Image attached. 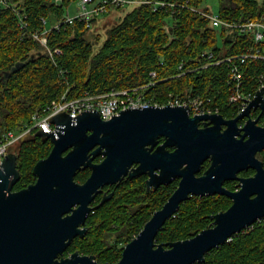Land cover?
Returning a JSON list of instances; mask_svg holds the SVG:
<instances>
[{
  "label": "trees",
  "instance_id": "16d2710c",
  "mask_svg": "<svg viewBox=\"0 0 264 264\" xmlns=\"http://www.w3.org/2000/svg\"><path fill=\"white\" fill-rule=\"evenodd\" d=\"M71 1L74 0L0 2V136L29 126L37 110L64 92L68 99H74L85 92L101 95L112 89L140 88L150 82V72L156 73L157 83L142 93L148 99L154 98L158 105L165 103L168 94L199 96L209 99V104L217 107L218 115L224 119L238 116L228 104V66L209 64L200 69L206 62L201 54L211 51L216 58L242 54L252 45L251 39L233 30L212 27L205 18L189 10L202 9L210 13L203 6L204 0H144L188 8L165 7L154 11L152 4H139L122 16L117 13L124 9H117L105 16L116 14L108 19L109 22L103 21L105 17H102L93 21L91 28L83 22H75L59 31L52 30L47 35V48H44L31 33L42 28L41 18H48L50 24L60 21L64 8ZM217 3V14L227 21H244L264 13V0H217ZM19 15L26 23L24 31L19 26ZM92 30L94 34L90 36ZM100 32L104 33V40L96 48ZM16 63L24 66L11 72ZM243 70L245 85L255 89L257 80L264 76V61L249 60ZM250 118L258 119V125H264V112L260 109L251 110ZM245 121L246 118L240 120L239 126ZM36 133L34 130L24 138L17 152L11 150L17 155L16 168L20 174L13 191L35 182L34 165L46 158L52 149L51 142ZM99 160L97 158L95 162ZM262 161L264 163V153ZM88 174L80 171L75 181L83 183ZM145 179L146 176L124 180L121 185L124 188L131 183L141 185L144 180L145 186ZM175 184L177 182L172 185ZM129 199L128 196L122 199V206L115 207L116 210L113 207L116 203L103 206L97 212L93 230L101 236L102 230L109 229L114 223L120 231L132 229L133 232L148 221V212L160 209L162 202L156 192L146 194L141 220L115 221L111 217L115 214H120V218L127 216ZM229 205L219 199H189L158 231L155 243L165 245L194 237L211 226L210 216L227 210ZM118 253L106 251L104 258L100 256L102 264L109 262L107 258H116ZM202 264H264V225L258 224L249 233L234 236L211 250Z\"/></svg>",
  "mask_w": 264,
  "mask_h": 264
},
{
  "label": "water",
  "instance_id": "95a60500",
  "mask_svg": "<svg viewBox=\"0 0 264 264\" xmlns=\"http://www.w3.org/2000/svg\"><path fill=\"white\" fill-rule=\"evenodd\" d=\"M23 66L16 63L11 72ZM256 109L264 112V87L230 120L217 114L190 117L185 107L171 106L128 108L110 120H102L95 111H85L75 120L67 114L53 117L55 133H36L48 139L52 149L34 165V183L12 190L20 178L14 152L0 164V264H97L92 256L78 253L58 257L82 234L78 228L100 189L142 175L147 177V190L156 191L176 179L178 187L116 264H202L207 253L264 217V165L256 158L264 151V126L250 118ZM99 156L101 161L93 163ZM206 160L210 166L197 177ZM85 169L90 175L78 184L74 178ZM249 169L255 171L252 177H237ZM231 180L240 182L238 192L222 187ZM216 194L229 197L232 204L210 216L212 227L183 241L155 243L158 231L189 197ZM110 198L104 197L101 204Z\"/></svg>",
  "mask_w": 264,
  "mask_h": 264
},
{
  "label": "built area",
  "instance_id": "2783aa9c",
  "mask_svg": "<svg viewBox=\"0 0 264 264\" xmlns=\"http://www.w3.org/2000/svg\"><path fill=\"white\" fill-rule=\"evenodd\" d=\"M61 0H55L59 3ZM2 4H6V0H0ZM77 2V6L71 14V4ZM139 4H152L154 11L165 7H182L185 6L168 4L165 2H151L144 0H74L64 8L63 18L50 24L48 18H41L40 30H35L31 33V37L38 41L44 48H47V35L52 30L59 31L61 27L72 25L75 22H83L88 28L92 27L93 21H97L102 17L107 16L111 11L117 9H125L129 6ZM193 13L205 18L212 27L224 28L230 31H236L241 35H247L251 39V46L242 54L233 56H223L216 58L213 52H203L201 57L206 60L200 69L206 68L209 64L220 65L226 64L228 66L227 85L229 87L228 104L236 110V114H241L248 105L255 99L256 93L264 87V76L257 80L255 89L249 88L245 85L243 67L249 60H263L264 61V13L259 14L253 19L244 21H227L221 18L218 14H211L202 9L189 8ZM19 26L21 30L26 29L24 17L19 15ZM56 54L58 50L54 51ZM51 54V52L49 51ZM182 66H179L181 69ZM192 72V71H191ZM183 74V73H182ZM179 76V75H178ZM150 82L140 88L116 90L112 89L108 93L101 95H92L85 92L81 97L68 99L67 92L61 96L53 99L45 107L37 110L32 118L31 124L26 126L20 134H15L14 131H7L0 136V164L5 156L12 152L10 149L13 145L22 141L29 136L32 131H43L45 133H55L57 126L52 124L53 117L60 114H67L72 120H75L79 115L85 111H95L99 114L102 120H110L120 111L128 108H147L150 106H171V107H185L188 110L189 116L213 115L219 112L217 107L210 105V100L199 96H180L168 94L165 103L158 105L154 98H146L142 93L147 87H153L156 83V73L150 72ZM264 225V217L256 220L255 223L246 227L239 234H247L254 229V226ZM236 234L234 236H237ZM232 236V237H234ZM231 237V238H232ZM228 239V241L231 240Z\"/></svg>",
  "mask_w": 264,
  "mask_h": 264
},
{
  "label": "flooded vegetation",
  "instance_id": "af4514ba",
  "mask_svg": "<svg viewBox=\"0 0 264 264\" xmlns=\"http://www.w3.org/2000/svg\"><path fill=\"white\" fill-rule=\"evenodd\" d=\"M225 120H230V119H225ZM238 126H239V122H238ZM259 126H261V125H259ZM199 127L202 128L203 127V123H201L199 125ZM224 128L225 127H223V129ZM161 142L162 141L160 139V143ZM170 151H172V149H170ZM263 153H264V151L257 153L256 154V158L259 159L260 161H262V154ZM97 158H100V160L98 162H95V160ZM101 159H102V157H100V156L96 157L93 160V163H99L101 161ZM263 165H264V163H263ZM209 166H210V160H206L203 163V165H202V170L196 176L197 177L201 176L208 169ZM81 171H86V172L89 173L88 175H90V169H85V170H81ZM254 174H255V171L249 169L247 171H242V172L238 173L237 177H239V178H248V177H252ZM143 176L144 175L139 176V177H143ZM139 177H137V178H139ZM137 178H134V179H137ZM134 179L128 180L127 178H125L124 180L133 181ZM74 180H75V178H74ZM146 180H147V177L145 179V186H144V180H143V183L141 185L131 183V184L126 185L125 188H124V186L121 185V183L123 182L122 181V182H120L117 185L105 186L102 189H100V192L97 193L96 195H94V198H93L92 202L88 206L92 210L87 215L84 224L80 225L79 228H78L80 231H82V234L81 235H77L76 237H74L71 240L70 244L67 246V248L62 253V255L58 257V259L69 258L72 254L78 253L79 256H92L94 262H96L97 264H101L100 263V256L102 258H104V256L106 255V251H109V252H113L115 254L119 252L118 256H117L118 259L113 264L118 263L120 261L121 257H122L123 250L126 248V246L129 243H131L134 239L137 238L138 234L142 231L144 226L136 234L135 233L133 234L132 229H129V230H126V231H123V230L120 231L119 230L118 231L119 233L116 234V240L111 243L109 241V239L102 238L99 235V232L97 230H93L94 225L96 226L94 221L96 220L97 212H99L100 209L103 206H105L107 203H109V205L110 204L111 205H115V203H116V205L113 206L114 208L122 206V203H120V202H122V199H125L128 196V197H130V199H129V203L127 205V207H128L127 216L123 217V218H120V214H115V215H113L111 217L114 218L115 221H121L120 219L125 220V221H129V222H132L134 220L135 221L141 220L143 215H144V196H146V194L155 193L156 192L158 194V197H160V195L165 191V188L167 187V186H161L156 191H154L152 188L150 190H147V188H146ZM175 182H177V184L173 185L174 189H173L172 193L167 197V200L174 193V191L177 189L178 183H179V179L174 180L169 185H172ZM77 183L78 184H83V183H80V182H77ZM239 184H240V182L238 180L225 181L222 184V187L225 188L227 191L234 193V192H238L240 190ZM144 191H145L146 194H144ZM109 195H111V198L108 201H106L103 204H101L102 199L104 197H106V196H109ZM191 198L198 199V200L205 199V198L206 199L212 198L214 200H218L219 199V200L227 201L230 204L229 206H231V204H232V200L229 197H227L225 195H219V194L212 195V196H205V197H201V198L200 197H195V196L189 197V199H191ZM73 208H76V207H73ZM116 208H115V210H116ZM158 210H156V211H158ZM156 211H154V212H156ZM222 212H224V211H222ZM153 213H152V215H153ZM68 215H71V212H69ZM121 216H123V215H121ZM209 219H210V217H209ZM116 226L118 227V224ZM212 226H213V221H212V224H211L210 227H212ZM88 247L89 248H96L97 252L85 253V250L88 249Z\"/></svg>",
  "mask_w": 264,
  "mask_h": 264
},
{
  "label": "rangeland",
  "instance_id": "374dc122",
  "mask_svg": "<svg viewBox=\"0 0 264 264\" xmlns=\"http://www.w3.org/2000/svg\"><path fill=\"white\" fill-rule=\"evenodd\" d=\"M76 3H77V2H74V3H72V4L70 5V6H71V14L73 13V10H74L75 7L77 6ZM203 6H204L205 8H207V9L210 11L211 14H217V8H218L217 0H204ZM133 8H134V6H129V7L125 8L123 11H121V12H119V13H117V14H118V16H122V15H124L125 13L131 11ZM115 15H116V14L113 13V15L111 14L110 16H108L107 18H104V19H102V20L104 21V20L106 19L105 21H108V22H109L108 19L113 18ZM102 20H101V21H102ZM101 23H102V22H101ZM100 33H101V36H100V39H99V42H98L97 46H95L96 48H98V46L101 45L102 42H103V40H104V33H103V32H100ZM92 34H94V30H92L91 32H89V35H90V36H91ZM32 116H33V115H32ZM242 126H243V125H240V127H242ZM263 126H264V125H263ZM22 131H23V129H20V130H16V131H14V133H15V134H20ZM20 142H21V141H19V142L16 143L15 145H13L12 148H11L10 150L17 152V151L19 150ZM258 158H259V157H258ZM173 189H174L173 185H168V186L165 188V191H164V192L160 195V197H159V198H161L160 200H162V202L160 203V206H162V205L165 203V201L167 200V197H165V196H166V195L169 196V195L172 193ZM221 201H222V200H221ZM229 207H230V206H229ZM160 209H161V207H160ZM156 210H158V209L153 210V212L156 211ZM153 212H152V213H153ZM152 213H149V212L147 213V216H148V219H147V220H149V219L151 218ZM149 214H150V215H149ZM147 216H146V217H147ZM174 216H175V215H174ZM146 222H147V221H146ZM146 222L144 221V222L140 225L139 228L136 227V229L133 231V234H134V233L136 234L137 232H139V231L143 228V226L146 224ZM118 231H119V228H117V226L114 225V223H112V227H110L109 229L105 228V229L102 230V232H101V237H102V238H105V239H109V241L112 243L113 241L116 240V234L118 233ZM89 252H97V251H96V248H89V247H88V249L85 250V253H89ZM96 254H97V253H96ZM116 254H117V253H116ZM117 256H118V255H117ZM117 259H118L117 257H116V258H112V259L107 258V260H109V262L106 261V263H107V264H113ZM110 260H111V261H110ZM100 263L102 264V263H104V262H101V259H100Z\"/></svg>",
  "mask_w": 264,
  "mask_h": 264
},
{
  "label": "crops",
  "instance_id": "0c3cea01",
  "mask_svg": "<svg viewBox=\"0 0 264 264\" xmlns=\"http://www.w3.org/2000/svg\"><path fill=\"white\" fill-rule=\"evenodd\" d=\"M105 18H107V17H105Z\"/></svg>",
  "mask_w": 264,
  "mask_h": 264
}]
</instances>
